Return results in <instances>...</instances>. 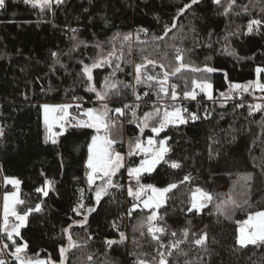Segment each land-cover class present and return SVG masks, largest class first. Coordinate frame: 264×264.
Returning <instances> with one entry per match:
<instances>
[{
    "label": "trees",
    "instance_id": "16d2710c",
    "mask_svg": "<svg viewBox=\"0 0 264 264\" xmlns=\"http://www.w3.org/2000/svg\"><path fill=\"white\" fill-rule=\"evenodd\" d=\"M186 4L191 0H63L42 8L23 0H6L0 9V202L2 178L11 177L20 181L23 203L16 206L17 212L23 214L37 204L42 209L32 212L20 236L13 238L18 245L27 244L22 258L60 264V248H67L70 234L77 246L68 249L63 264L140 260L159 264L160 253L168 264H264V243H237L238 223L264 209V108L249 114L250 106H264V92L237 90L240 99L232 100L236 90H230L231 84L253 81L256 68L264 67V25L258 32L244 34L250 20H264V0H235L230 8L229 0L220 4L199 0L181 14L179 10ZM125 35L130 39L125 41ZM178 49L188 67L170 75L166 87L175 85L184 94L193 91L194 80L206 81L212 84V98L201 91L206 99L201 103L131 102L149 89L145 83L136 84V65L153 60L156 66L142 71L162 78L165 71L171 73L179 66ZM53 52L58 53L57 58L52 57ZM110 52L119 54L118 62L93 68L88 81L84 66L103 60ZM205 67L216 71L208 73L203 71ZM110 77L116 88L107 90L105 100L115 107L132 105L135 117L154 106L181 105L201 113L194 122L188 119L184 124L168 125L156 135L168 138L170 151L151 173L140 176L145 185H177L166 193L152 222L164 229L156 233L158 240L148 232L150 211L133 209L135 200L120 196L127 176L125 165L138 163L141 154H128L123 167L112 176L118 186L110 187L97 204L95 191L104 180L90 186L86 177L93 129L68 123L57 144L45 143L42 103L79 101L81 105H72L71 112L81 116L80 110L97 98L96 92L88 90L90 84L99 92ZM170 91L165 97H170ZM157 92L152 96H158ZM124 116L125 133L133 148L139 128L130 109ZM171 162L180 167L172 168ZM185 176L190 179L185 181ZM46 179L55 182L47 197L36 191ZM196 189L211 194L212 200L205 201L199 212H189ZM229 199L233 203L218 211L217 205ZM80 204L83 208L77 215L73 209ZM89 208L95 211L88 212ZM115 218L121 222L114 223ZM205 234V244L195 245L194 240ZM108 240L116 243L109 246ZM4 242L13 257V241L4 234ZM173 243L178 247L169 255Z\"/></svg>",
    "mask_w": 264,
    "mask_h": 264
},
{
    "label": "snow or ice",
    "instance_id": "6c2138e0",
    "mask_svg": "<svg viewBox=\"0 0 264 264\" xmlns=\"http://www.w3.org/2000/svg\"><path fill=\"white\" fill-rule=\"evenodd\" d=\"M23 2L27 4H31L33 7L40 6L42 8L44 7H50L53 0H23ZM199 0H191V4L198 3ZM55 3L57 5L63 3V0H55ZM213 3L220 4L221 0H213ZM235 3V0H229V8ZM6 0H0V9H3L5 7ZM191 4H186L184 8L180 9L179 12L182 14L185 9L190 8ZM229 8L225 9V13L229 11ZM264 25V20L260 19H252L247 24V30L244 33L245 35H250L254 31L258 32L261 28V26ZM173 27L175 25L173 24ZM73 32L76 30L73 29ZM167 31L169 29L166 27L165 34H167ZM236 33H230V35H235ZM163 37H160L162 39ZM115 39V37L113 38ZM125 41L130 39V35H125L123 37ZM234 54V53H233ZM53 58L58 57V53L53 52L52 54ZM109 56L114 55V52H110L108 54ZM119 59V57H117ZM176 60L179 63V66L175 68V70L171 73L165 71L163 73V77L160 78L158 76H153L146 74L144 69H146L149 65L155 67L156 62L153 60H146L144 64H138L136 65L135 72V82L136 84L145 83L148 84L149 87L152 85L149 82H155L159 85V91L157 92V95L160 96L161 99L165 96H169V90L170 91V98L173 101H176L178 99V93L176 92V86L175 85H168V77L170 75H175L176 73L180 72L181 69L188 67L187 65L182 63L183 56L180 54V50H177V56ZM56 62L59 63V60L56 59ZM104 63H109L107 57H105L101 61L94 62L91 66L85 65L83 68L84 74L87 76L88 81L92 80V69L96 67H101ZM161 67H163L161 65ZM193 71H201V69H192ZM203 71H206L208 73L216 71V69L211 67H205ZM256 74L257 79L255 81H249L247 84L241 85V84H231L230 90H242L243 92H248L250 89L252 90H259L264 91V83L260 82V75L264 73V67H257L256 68ZM194 88H199L201 91L205 92V94L208 96L209 99L212 98L211 96V89L212 84L208 82H197L193 81ZM106 88H116L115 84L108 83L106 81ZM89 91L96 92V96L98 100H105L108 96L107 91H101L97 92L95 87L89 86ZM147 95V93H145ZM221 96L225 99L230 98L226 96L225 93H221ZM184 98H191L195 99L196 94L195 91L192 92H184ZM141 96L136 95V100H141ZM240 106V105H238ZM71 107V105H42L43 113H44V126H45V143L51 142L53 145L58 143V137L63 135L66 128L65 125L68 124V109ZM79 107V105H77ZM138 107V106H137ZM264 106L261 104H256L254 106H250V112L251 115L253 111H259L262 110ZM131 110L132 115L136 116L135 107L132 105H125L123 109L116 108L112 111L118 116H124L126 114V110ZM187 112V109H181L179 107L174 108L172 111H164V114L162 117H160V108L155 107L153 108L152 112H145L144 116L142 118L138 119V127H141V131H143V128L149 127V121L152 120L154 117L158 118L159 120V126L158 127H152V132L159 135L160 132H162L168 125H175V124H184L187 123L188 118H190L193 122L199 119L196 113H190L189 117L186 118L182 113ZM81 116L86 117V119H78L77 117L73 116L72 120L76 121L74 124H70L71 127H80V128H93L96 130V135H93L91 138V143L88 146V158L86 161V167L89 169V171L86 173L88 184L91 186L94 184L96 179H102L104 180V183L96 188L95 191V199L96 203L99 204L102 197L107 194L108 189L110 187H116L118 185H115L112 181V176L116 174V172L123 167V156L119 152H114L111 149V146L115 143V141L110 137L109 130L111 127H114L116 125V121L111 119L110 116V110L108 109L107 105H103L100 110L97 109H86L81 113ZM207 118V117H205ZM54 125H58L60 127V131L56 132L53 131ZM101 132H104V135H100ZM3 135V129H0V136ZM167 137L164 139H161L158 141V148L153 149V145L157 144V141L153 138H149L147 141L148 147H144V145L137 139V141L134 144V149L130 145V152L129 155L134 154L135 150H139L144 153H151L150 158H146L141 161L140 166L136 168H130L129 169V176H135L137 179V183L139 184V179L142 173H151L155 166L159 164L161 161L165 160L166 154L170 151V148L167 146ZM167 162V161H165ZM170 166L172 168H178L180 167L179 163L177 162H171ZM43 174V173H42ZM249 177H243L242 179L247 180ZM189 176H185L184 180H189ZM6 184H11L14 187L19 186L20 181L15 178H5ZM54 181L46 179L44 182V185L40 188H37L36 191L39 193H42L43 196L47 197L49 195V191L54 189ZM177 185L175 183L168 185L165 188L158 189L154 187L153 185H139V188L134 192L132 188L128 189L129 196H134L135 198L139 199L142 192L145 191V189H150L153 193L151 197H149L148 200H145L144 207L145 208H159L161 204L165 200V194L169 191H171L173 188H176ZM196 193H199V201L197 200ZM196 193H193L192 197V204L191 207L188 209L189 212L196 210L197 212L200 211V209L204 208L206 205L200 201H211L212 196L209 193H206L202 191L201 189H196ZM23 201L19 200L17 192L13 193H6L3 198V225L0 226V232L6 233L7 239L13 241V245L15 246V251L11 253V255L16 259L18 264H52V262L44 261V260H27L25 261L21 257V253H23L26 248L27 244H16V242L13 240V235L20 236V229L26 226L27 218L32 212H40L41 205L37 204L35 208H29L27 211H25L23 214H19L16 211V205L22 204ZM233 203L231 199L227 202H221L220 205H217L218 211H223L227 204ZM136 206H133V209ZM83 208V204L78 205L77 208L73 209L77 213V215L80 214L79 209ZM95 211V208H89L88 212ZM131 214V210L129 212V215ZM9 217L14 218L16 223L12 224L11 229L9 230ZM157 219V213L155 211L152 212L150 216L147 217V221L149 223L148 232L152 234V238L154 240H158V236L156 233H163L164 229L161 227H155L153 226L152 222ZM162 219V217H161ZM87 220V216H85V221ZM244 224L247 226L246 228L240 229V236L237 239V243L240 246H246L247 244H256L257 242L264 243V212H257L254 215H250L248 220L244 222ZM71 227V226H69ZM248 229H251L250 231ZM64 232L68 234V229H64ZM175 235V233H173ZM184 235L187 236L188 233L185 230ZM68 238V246L61 247L60 248V255H61V261L60 264H63L65 253L68 251L69 248L76 247L77 244L75 241H73L70 234L67 235ZM91 238V237H89ZM125 239V236L123 233L120 234V240L123 241ZM206 242V234L200 236L199 238L194 240L195 245L202 246ZM106 243L110 246L116 241L108 240ZM9 246L8 244H3V248L7 249ZM178 244L173 243L170 245L168 249V254L171 255L172 249L177 248ZM38 255V254H37ZM160 260L159 264H168V261L164 257V253H160ZM0 264H6V261L0 260ZM137 264H146V261L140 260L137 262Z\"/></svg>",
    "mask_w": 264,
    "mask_h": 264
},
{
    "label": "rangeland",
    "instance_id": "374dc122",
    "mask_svg": "<svg viewBox=\"0 0 264 264\" xmlns=\"http://www.w3.org/2000/svg\"><path fill=\"white\" fill-rule=\"evenodd\" d=\"M55 2V0H53V2H52V4ZM51 4V5H52ZM132 36H134V34L132 35ZM117 57H119V54L117 53V55H112V56H107V59H108V61H109V64H111L112 63V61H114L115 63L116 62H118V59H117ZM136 68V67H135ZM135 75H136V72H135ZM257 79V74H256V77H255V79L253 80V81H255ZM259 79H260V82L261 83H264V80L262 81L261 80V76L259 77ZM106 81L108 82V83H111V84H115V82H114V80L110 77V78H107L105 81H104V83H103V85H102V87L100 88V90H99V92H101V91H107L108 89H110V88H106ZM151 85H152V83H155L154 81L153 82H149ZM145 85H147L148 86V88H149V90L151 91V92H153V91H159V85L158 84H154V85H152L151 87H149V85L148 84H145ZM237 91V90H236ZM239 91V90H238ZM257 91H259V90H257ZM192 92V91H191ZM264 92V91H263ZM183 97H184V94H183ZM164 98L165 97H163V99H161L159 96H156V99L157 100H159V102H162V100H164ZM92 102H94L93 103V105H90V106H86V107H84V108H82L81 110H80V115H81V113L84 111V110H86V109H97V110H100L101 108H102V106L103 105H107V107H108V109L110 110V116H111V119L112 120H115L116 121V125L114 126V127H111L110 128V130H109V135H110V137L115 141V143H120V142H122L123 140L125 141V146H126V149H127V153H126V156H125V158L123 159V164H124V160L128 157V154H129V148H130V145H131V142H132V140H129V139H127V136H126V131H125V116H118V115H116L115 113H114V111H112V110H114V109H116V108H121V109H123L124 107L122 106V107H115V106H111L110 104H109V102H107L106 100H98L97 98L94 100V101H92ZM45 104H47V105H51V106H55V105H81V102H79V101H74V102H59V103H52V102H45V103H42V105H45ZM42 105H41V119H42V123H43V126H44V122H43V120H44V113H43V109H42ZM155 107H159L160 108V117H162L163 116V114H164V111L165 110H167V111H172V110H174V108H177V107H179V108H181V109H183L182 108V106L181 105H176L175 107H171V108H169V107H165V106H163V107H161V106H155ZM153 108L154 107H152L151 109H149V110H147L146 112H152L153 111ZM136 111V110H135ZM68 113H69V117H68V123L69 124H74L76 121H74V120H72V117L73 116H75V117H77L78 119H86V117H83V116H78V115H76V114H73L72 112H71V107L68 109ZM186 112H183L182 114L184 115ZM138 115V117H135V119H134V121L136 122V124L138 125V119L139 118H142L143 116H144V113H143V115L142 116H140L139 115V113L137 114ZM159 126V120H158V118H153L152 120H150L149 121V127H147V128H143V131H141V127H142V125L140 126V127H138L139 128V134H138V136L136 137V141H137V139H139V141L144 145V147H148V144H147V141H148V139L151 137V138H153L154 140H156L157 141V144L156 145H153L152 147H153V149H156V148H158V141L159 140H161V139H164V138H160V139H158L157 137H156V134H154L153 132L150 134V133H148V132H146L145 130L146 129H149L150 131H152V127H158ZM65 128L67 129V127H66V125H65ZM93 129V128H92ZM44 131H45V126H44ZM53 131H56V132H59L60 131V127L58 126V125H54V127H53ZM65 132H66V130H65ZM64 132V133H65ZM45 134V133H44ZM97 133H96V130L95 129H93V134H92V136L93 135H96ZM105 133L104 132H101L100 133V135H104ZM92 136H91V138H92ZM135 141V142H136ZM91 143V139H90V141H89V144ZM114 143V144H115ZM89 144H88V146H89ZM135 144V143H134ZM88 146H87V157H86V161H87V158H88ZM133 148H134V145H133ZM110 150H112V151H114V152H119L122 156H123V153H122V151L121 150H118V151H116V150H113L112 149V146H111V149ZM136 152H138V154H141L142 156H141V158H140V160H139V162L138 163H136V164H133V165H129V166H127V165H125V168H126V173H127V176H128V178L129 179H136V177L135 176H132V177H130L129 176V169L130 168H136V167H138V166H140V163H141V161L142 160H144V159H146V158H150L151 157V153H144V152H141V151H139V150H135ZM158 165V164H157ZM156 165V166H157ZM155 166V167H156ZM155 169V168H154ZM153 169V170H154ZM89 171V169L87 170V172ZM143 174V173H142ZM87 177V176H86ZM5 178L6 177H3L2 178V182H3V185L4 186H7V185H9V188L7 189V188H5L3 191H2V195H1V202H0V216H1V222H2V225H3V198H4V195L6 194V193H13V192H17V194H18V198H19V200H21V194H20V190H19V186H18V188L17 187H14L13 185H11V184H6L5 183ZM7 178H11V177H7ZM99 180H102V179H96L95 180V182L96 181H99ZM94 182V183H95ZM168 186V185H167ZM167 186H165V187H167ZM155 187V186H154ZM165 187H156V188H158V189H162V188H165ZM133 191L135 192V190L133 189ZM153 195V193H152V191L150 190V189H148V193L141 199V200H139L138 202H135L134 203V205L136 206V207H143V208H145L144 207V201L145 200H148L149 199V197H151ZM196 196H197V200L199 201V193H196ZM165 197H166V194H165ZM200 202H202V203H205V201H200ZM164 203H165V200H164V202L161 204V206L162 205H164ZM133 205V206H134ZM17 206V205H16ZM160 206V207H161ZM159 207V208H160ZM159 208H155V207H153V208H145V209H148L149 211H150V215L152 214V212L153 211H155L156 213H157V215H158V210H159ZM16 211H17V209H16ZM257 212H264V209H262V210H258V211H255V212H253V213H251V214H249L248 215V217L247 218H245L244 220H241L239 223H238V227H237V239L239 238V236H240V229L241 228H246L247 226L244 224V222L246 221V220H248V218H249V216L250 215H254L255 213H257ZM14 223H16V221L14 220V218H12V217H9V230L11 229V226H12V224H14ZM249 231L251 230V229H248ZM5 235H6V233H4ZM14 236H15V234L13 235V238H14ZM24 244V243H23ZM22 259H24V258H22ZM25 261H27V259H24ZM39 260H44V259H39ZM45 261V260H44ZM146 264H149V263H147L146 262Z\"/></svg>",
    "mask_w": 264,
    "mask_h": 264
},
{
    "label": "built area",
    "instance_id": "2783aa9c",
    "mask_svg": "<svg viewBox=\"0 0 264 264\" xmlns=\"http://www.w3.org/2000/svg\"><path fill=\"white\" fill-rule=\"evenodd\" d=\"M262 78H264V73L262 74ZM193 91H195L196 94V98L195 99H191V98H184L181 88L180 87H176V92L178 93V99L176 101L171 100L170 97H165L164 100H162L161 103H187L190 101H197L199 103L201 102H205L206 99L202 96V92L199 88H194ZM145 93H147V95H145ZM152 92L148 89L145 90L144 92L141 93V100H136V97H133L131 99V102L134 103H138V104H150V103H160L159 100L156 99V97H153ZM232 100H239V93L237 91H234L232 96H231ZM190 113H196V112H192V111H188L184 114V116L186 118L189 117ZM197 116L199 118H201V113H196ZM203 114L205 115L206 112H203ZM189 120H191L190 118H188ZM112 149L113 150H121L123 153V158H125L126 153H127V149L125 146V141L123 140L120 143H115L112 145ZM126 160V159H125ZM124 160V162H125ZM139 185H145L142 182L139 181V184L137 183V179H129L128 176L125 177V181H124V190L123 192L120 194L121 197L128 199L129 197H132L135 202H138L139 200H141L146 194H147V190L145 189L144 192L141 193L140 198L137 199L134 196H129L128 194V189L132 188L135 191L139 188ZM5 189V186L3 185V189L2 191ZM121 222V218H115L114 219V223L119 224ZM0 226H2V222H1V216H0ZM3 244H5L4 242V233L0 232V260H4L6 261V264H18V262L16 261V259L14 257H11L7 250L5 248H3ZM131 264H137V262H132Z\"/></svg>",
    "mask_w": 264,
    "mask_h": 264
},
{
    "label": "crops",
    "instance_id": "0c3cea01",
    "mask_svg": "<svg viewBox=\"0 0 264 264\" xmlns=\"http://www.w3.org/2000/svg\"><path fill=\"white\" fill-rule=\"evenodd\" d=\"M261 76V80L263 81L264 80V78H262V75H260ZM183 109H184V107H182ZM161 115V114H160ZM148 193V192H147Z\"/></svg>",
    "mask_w": 264,
    "mask_h": 264
}]
</instances>
